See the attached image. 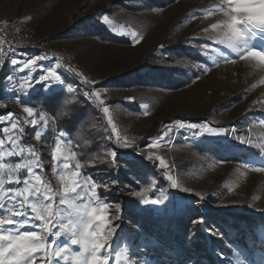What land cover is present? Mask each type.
<instances>
[{
  "label": "rangeland",
  "instance_id": "1",
  "mask_svg": "<svg viewBox=\"0 0 264 264\" xmlns=\"http://www.w3.org/2000/svg\"><path fill=\"white\" fill-rule=\"evenodd\" d=\"M112 2L115 0H0V19H16L33 28L35 42L65 50L72 57L71 71L57 65L47 66L62 78L51 88L72 84L76 95L96 91L104 100L101 105L95 97L87 95L101 115L106 139L112 145L108 154L115 151L120 160H115L114 171L106 176L83 175L82 181L91 177L97 183L101 200L111 206L109 218L116 214L115 205L120 206V219L113 220V224L119 225L113 246L127 247L132 264H158L153 257L160 254L155 251L161 245L142 227L166 231L176 218L186 213L200 215L198 221L203 218V213H246L263 221L255 230L262 248L249 254L242 247H235L226 260L216 264H264V171L257 172L244 166L247 162L259 167L264 162V152L255 146L264 144V66H258L254 60H240L237 54L215 44L222 33L220 29H212L211 25L223 19L222 13L216 10L222 0H176L164 8L137 11L117 10L111 6ZM109 9L111 12L107 13ZM105 15L111 23L103 19ZM96 22L105 24L120 42L102 40L80 28ZM129 30L136 32V37L123 34ZM172 45L191 48L207 59L200 76L190 84L176 90L139 85L104 86L109 78L133 71L145 62L160 63L158 48ZM180 61L193 68L199 67L198 63L188 59ZM77 72L82 75H76ZM84 78L92 83H85ZM69 88L65 85L64 91L70 92ZM122 103H133L136 110ZM104 107L109 109L107 114ZM109 118L112 124H109ZM179 122L198 127L194 130L180 128ZM205 126L226 131L211 135L203 131ZM5 128L9 132L4 135V151L6 146L12 147L8 136L17 132L11 127ZM52 129L55 131L54 126ZM43 132H37L41 138L30 143L25 135H20L19 143L32 146L42 165V169L35 168L34 171L53 189H60L58 177L68 170L63 169L62 164L56 167L51 155L55 141L60 137L56 131L47 137ZM194 132L200 135L195 136ZM113 133L132 140L140 139V142L125 148L126 151L119 150L113 146ZM164 133L168 135L162 142L156 139ZM240 137L250 140L251 144L241 143ZM62 139L66 142L63 147L68 157L64 162L75 171L78 160L67 136ZM154 140L161 145L159 148L148 147ZM148 155L153 159H147ZM156 156L162 157L169 167L162 168ZM5 159H10L11 164L0 173L4 177L0 197L10 188L23 186L7 180L9 175L15 177L11 168L21 161V157ZM46 165L47 170L44 169ZM19 175L24 178L28 173L21 170ZM166 175L192 191L172 188ZM105 184L109 186L107 189L103 187ZM109 190L117 196H108ZM140 193L161 203L143 204ZM12 207L10 204L9 215ZM133 215L137 217L135 222ZM40 224L41 221L33 220L30 230L39 231ZM74 250L78 247L74 246ZM166 251L161 253L163 259L177 254L173 247L172 251ZM34 255L35 264H43L47 259L43 253Z\"/></svg>",
  "mask_w": 264,
  "mask_h": 264
},
{
  "label": "snow or ice",
  "instance_id": "2",
  "mask_svg": "<svg viewBox=\"0 0 264 264\" xmlns=\"http://www.w3.org/2000/svg\"><path fill=\"white\" fill-rule=\"evenodd\" d=\"M216 10L222 13L223 19L211 25L212 29H220L222 33L221 38L217 39L215 44L237 54L240 60H254L258 66H264V0H222ZM103 19L111 23L107 15ZM123 34H130L133 37L137 35L131 30ZM11 62L13 65L18 64L15 59ZM35 63V60L30 59L23 67L28 68ZM55 75L49 71V75L41 76L40 80L47 81L49 76L55 77ZM76 75L82 74L77 72ZM84 82L92 83L86 78ZM20 87L23 89L24 85L21 84ZM85 94L95 97L101 105L104 104L99 92L92 91ZM23 110L28 117L34 116L32 107H24ZM103 111L107 114L108 107H104ZM7 115L11 118L14 114L8 113ZM39 122L47 124L43 114L39 115V121L31 120L33 127ZM108 122L112 124L111 118ZM179 127L194 130L198 126L179 122ZM17 128L18 124L13 122L11 129ZM3 131L7 134L9 129L4 128ZM113 131H116L114 125ZM203 131L211 135H221L225 134L226 130L205 126ZM24 132L25 129L19 127V133ZM193 134L200 135L199 132ZM64 135L62 131L59 133L60 138L56 139L51 152L56 167L62 164L63 169L68 170L67 173H62L58 177L61 182L60 189H53L39 173L34 171L35 168L42 169V165L39 163L38 153L32 146L20 144L19 137L14 139L8 136L12 148L4 151L2 148L5 140L0 139V173L10 167L11 160H6V157H21V161L16 162L11 168V171L16 174L15 177L9 175L7 180L9 183L23 185L8 189L7 194L0 197V264H35L34 254L36 253H43L47 257L43 264H61V262L63 264H110V262L111 264H132L127 247L113 246V237L119 228V225L113 224V220L120 219L119 204L115 205L116 214H111L109 218L111 206L101 200L97 183L91 177L84 178L82 181V164L77 162L75 171H71L69 163L64 162L68 159L64 154L63 145L66 143L62 139ZM167 135L168 133H164L156 139L162 142ZM36 138L40 139L39 133ZM117 142L119 143V138ZM240 142L251 144V141L244 137H240ZM121 146L127 148L132 145L125 139ZM160 146L155 140L148 145L151 148ZM255 146L264 152V144ZM26 150L27 155L33 157L32 159H24ZM109 155L115 161L116 152L112 151ZM155 158L159 160L162 168L169 167L162 157L156 156ZM147 159L151 160L153 156L148 155ZM244 166L257 172L264 171V162L259 167L247 162ZM21 170H26L28 176L21 178L19 175ZM165 178L170 181L172 188H179L185 192L192 191L190 188L182 187L179 181L171 175H166ZM33 180L35 183L32 182ZM3 181V175H0V190L4 187ZM103 187L107 189L109 186L105 184ZM140 195L143 204L161 203L160 200H150L143 193ZM57 197L59 198L58 203ZM10 204L13 206L11 215L8 214ZM33 220L41 221L38 226L39 231L30 230ZM54 229L57 230L54 231ZM74 246H77L78 250H74Z\"/></svg>",
  "mask_w": 264,
  "mask_h": 264
},
{
  "label": "trees",
  "instance_id": "3",
  "mask_svg": "<svg viewBox=\"0 0 264 264\" xmlns=\"http://www.w3.org/2000/svg\"><path fill=\"white\" fill-rule=\"evenodd\" d=\"M175 1L115 0L111 6L117 10L137 11L164 8ZM106 12L109 13L111 10ZM80 28L85 33L98 36L102 40L120 42V38L111 33L107 26L101 22L92 25L84 24ZM158 49L159 60L155 57L154 59L160 63L145 62L144 65L133 71L109 78L103 83L104 86L139 85L176 90L199 77L202 73V66L207 63L205 57L191 48L172 45ZM22 52L29 58L35 50L25 49ZM180 59L198 63L199 67H190L188 64L182 63ZM1 75L0 81L4 79L5 71H1ZM65 85L70 87V92L64 91ZM71 90L74 91L75 86L66 83L63 88H52L48 95H42L41 92L36 91L29 95V100L26 102L31 106L38 107L40 111L49 116L56 132L62 131L67 136L71 149L78 162L82 164L83 175L92 178L104 177L108 172L114 171V165L116 161L120 160V156L116 155L114 162L108 154V149L112 148V145L106 139L101 115L93 101L87 95L82 93L76 95L77 93L75 91L73 93ZM126 106L131 110H136L133 103ZM9 111V109L0 107V116ZM4 127L5 124H0V139L5 137ZM47 133H50L49 129ZM14 134L12 137L15 139ZM43 156L45 157V155ZM44 168L47 170L48 166H44ZM107 195L111 198L117 196L111 190L107 191ZM126 201L129 200L126 199ZM198 217L200 215L186 213L184 216L176 218L173 226L166 231L155 227H142L148 234L153 235L161 245V248L155 251L160 254L153 257L158 264H216L218 261L226 260V257L233 253L235 247H242L249 254L262 248L255 230L259 226V222L263 221L260 218L259 221L254 215L237 212L203 213L202 222L197 220ZM133 221H137V217L134 215ZM172 247L177 250L175 257L170 255L163 259L161 253L166 250L172 251Z\"/></svg>",
  "mask_w": 264,
  "mask_h": 264
},
{
  "label": "crops",
  "instance_id": "4",
  "mask_svg": "<svg viewBox=\"0 0 264 264\" xmlns=\"http://www.w3.org/2000/svg\"><path fill=\"white\" fill-rule=\"evenodd\" d=\"M24 59L28 62V55L25 53L23 54L22 51H19L15 58V60L18 61L17 65H13L11 62L8 68L0 69V78H2L1 71H5V77L0 81V107L10 110L9 112H5L0 116V121H3V123L0 124H5V127H8L11 126L13 122L17 123L18 128L14 129L17 130L15 133L19 134V138L20 135H25L28 142L30 143L36 138L37 132L40 130L42 132L44 131V137L50 135L52 136L53 132L55 131L52 129L53 123L51 118L40 111L38 107L31 106L26 101L29 100V95L35 93L36 91L41 92L42 95H48L52 90V85L58 83L59 79L62 78L59 75H55V77L49 76L47 81H41L40 77L49 75V71L52 72V69L49 67H34L33 65H30L28 68H24V64L27 63L26 61L24 63ZM10 77L11 79H9ZM21 84L24 85L23 89L20 87ZM29 106L34 110L33 117H28L27 113H25L23 110L24 107ZM8 113H13L14 115L9 118L7 115ZM40 114L45 116L47 124L44 122H39L35 127H33L31 120L36 119L39 121ZM19 127H23L25 132L19 133ZM48 129L50 130V133H47ZM55 133L59 134V132ZM14 135L16 137V134ZM44 144L46 145V143ZM10 149L11 148L7 146L5 147L6 151ZM25 156H28L27 150Z\"/></svg>",
  "mask_w": 264,
  "mask_h": 264
},
{
  "label": "built area",
  "instance_id": "5",
  "mask_svg": "<svg viewBox=\"0 0 264 264\" xmlns=\"http://www.w3.org/2000/svg\"><path fill=\"white\" fill-rule=\"evenodd\" d=\"M33 34V28L20 24L16 19H0V69L8 68L19 51L33 49L35 52L28 59L36 61L34 67L57 65L72 70L73 59L67 51L45 47L41 42L34 41ZM112 138L113 146L123 151L126 149L121 144L125 139L131 145L140 142V139L132 140L118 133H113ZM118 138L119 143L117 142Z\"/></svg>",
  "mask_w": 264,
  "mask_h": 264
}]
</instances>
